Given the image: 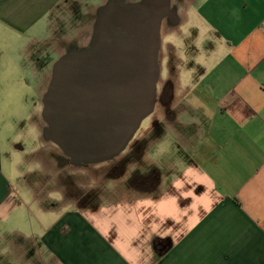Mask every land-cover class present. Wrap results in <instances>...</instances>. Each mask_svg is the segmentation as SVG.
I'll return each instance as SVG.
<instances>
[{"label":"crops","instance_id":"1","mask_svg":"<svg viewBox=\"0 0 264 264\" xmlns=\"http://www.w3.org/2000/svg\"><path fill=\"white\" fill-rule=\"evenodd\" d=\"M84 1L0 0V105L11 115L0 119V264H264V0H184L168 30L192 24L161 45L133 164L157 184L93 206L68 196L40 116L52 64L88 42L105 2L83 12ZM20 114L29 122L16 127ZM13 149L38 164L19 190L4 167ZM30 204L37 231L24 228Z\"/></svg>","mask_w":264,"mask_h":264},{"label":"water","instance_id":"2","mask_svg":"<svg viewBox=\"0 0 264 264\" xmlns=\"http://www.w3.org/2000/svg\"><path fill=\"white\" fill-rule=\"evenodd\" d=\"M178 22L171 0H105L88 42L54 61L42 94V137L71 167L113 160L154 112L161 27Z\"/></svg>","mask_w":264,"mask_h":264},{"label":"rangeland","instance_id":"3","mask_svg":"<svg viewBox=\"0 0 264 264\" xmlns=\"http://www.w3.org/2000/svg\"><path fill=\"white\" fill-rule=\"evenodd\" d=\"M98 2H100V0L99 1L98 0H87V1H84V3L82 2L81 6L83 9V12L85 11L90 12V10L96 4L97 5L99 4ZM183 5L184 3L181 4L179 0H172V6L176 8L177 10L182 9ZM195 7L196 6L194 4L187 7V13L190 16V18H192L194 14L196 13ZM191 24H192V19L190 20V23H184L183 21V23H180L178 25L179 30L169 31L168 30V25H169L168 19H164L162 27H161V40L164 45V48L165 46H167L168 41L176 42L175 39L178 36L177 32L184 30V28L187 27V25L189 26ZM180 48L182 49V46H180ZM180 55H181V52H180ZM55 56L56 54L54 53L50 54L49 59L52 60L53 58H55ZM160 57L162 58L161 51H160L159 59ZM180 66L182 69L185 67L183 65H180ZM4 100L6 101V98ZM14 102L19 104V99L14 98ZM3 104L4 102H1L0 109H1L2 114L0 116V119L3 124L4 123L7 124L6 121L7 119L8 121L11 120V117H10L11 115L7 116V114H3V111L5 109V106ZM17 116H19L18 120H16L14 123V125L16 124L15 125L16 127L21 125L23 122L24 123L29 122L28 119L25 120V118L23 117L24 115L20 114ZM151 117H152V114L146 117L142 121L135 136L129 143L128 148H126L127 150L125 149L123 153H121L118 157L114 158L113 160L103 162V163H98V164L80 166V167H71V166H67L64 163L62 168L65 169V172H64V177L62 179V182L67 192L69 193L68 196L70 198H76V199L78 198L77 199L78 204L93 206V205L99 204L103 200L120 198L124 196V193H125L124 191L133 190L132 188L128 186L127 182H128L129 176L132 175L133 172L135 171L134 166H133L135 162L134 153H133V149L135 148L134 143L140 141L137 139H139L142 136H145L146 133L148 132L147 127L151 125V119H152ZM3 118L5 122L3 121ZM41 121H42V128H43L44 122L42 118H41ZM42 128H41V135H42ZM24 141H25V145H23V143L21 144L25 146L26 150L29 152L31 144H35V142L34 141L29 142L27 137ZM45 143H47V145L51 147V153L49 152L48 155H50L56 160L62 159L63 161H65L64 160L65 156L63 155L62 151L54 143L50 141H46ZM28 152L27 154L29 156L30 153ZM11 159H12V162L9 165H6L5 163L4 167L6 168V172L10 174L11 184L16 189L19 190L24 186L25 179L26 180L34 179L32 177L35 175L34 171L38 168V164L37 163L35 164L34 160H28V161L22 160L21 154L19 153V151L14 150V149L12 152ZM53 163L55 164L56 162L54 161ZM58 165L59 164L57 162L55 166L53 165V168L57 169L59 167ZM30 172H32V174ZM52 197L58 198L59 195L53 194ZM47 203L49 202L48 201L45 202V204ZM57 207L61 208L58 202H57ZM27 214L31 221H27V224L25 222L24 228L27 225L32 231L33 230L37 231L39 221H35L38 215V211L35 209V206L31 204L28 205Z\"/></svg>","mask_w":264,"mask_h":264},{"label":"trees","instance_id":"4","mask_svg":"<svg viewBox=\"0 0 264 264\" xmlns=\"http://www.w3.org/2000/svg\"><path fill=\"white\" fill-rule=\"evenodd\" d=\"M134 161L140 158V155L145 147V141L140 140L134 143ZM128 148V147H127ZM127 150V149H126ZM139 153V154H137ZM128 186L134 190H139L142 188H150L151 186L154 187L157 184V177L156 174L152 171L147 173H140L138 170H135L132 175L129 176Z\"/></svg>","mask_w":264,"mask_h":264},{"label":"flooded vegetation","instance_id":"5","mask_svg":"<svg viewBox=\"0 0 264 264\" xmlns=\"http://www.w3.org/2000/svg\"><path fill=\"white\" fill-rule=\"evenodd\" d=\"M172 1V0H171ZM179 2L181 3V4H183L184 3V0H179ZM168 23H169V25H168V28L169 27H172L174 24V22H173V20H172V18H168ZM162 24H163V22H162Z\"/></svg>","mask_w":264,"mask_h":264}]
</instances>
